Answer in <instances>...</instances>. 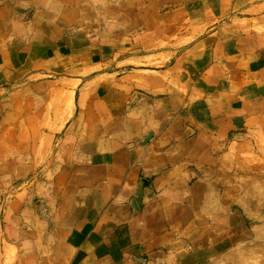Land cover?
<instances>
[{
  "label": "crops",
  "instance_id": "1",
  "mask_svg": "<svg viewBox=\"0 0 264 264\" xmlns=\"http://www.w3.org/2000/svg\"><path fill=\"white\" fill-rule=\"evenodd\" d=\"M0 264H264V0H0Z\"/></svg>",
  "mask_w": 264,
  "mask_h": 264
}]
</instances>
